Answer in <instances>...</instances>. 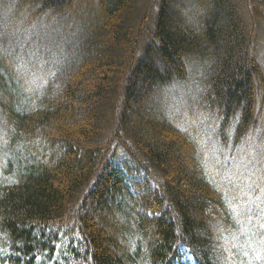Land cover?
I'll use <instances>...</instances> for the list:
<instances>
[{"label": "trees", "instance_id": "16d2710c", "mask_svg": "<svg viewBox=\"0 0 264 264\" xmlns=\"http://www.w3.org/2000/svg\"><path fill=\"white\" fill-rule=\"evenodd\" d=\"M16 2L54 33L0 56V264H264V0ZM193 71L213 140L227 148L231 126L236 148L258 147L238 179L259 211L153 108Z\"/></svg>", "mask_w": 264, "mask_h": 264}, {"label": "rangeland", "instance_id": "374dc122", "mask_svg": "<svg viewBox=\"0 0 264 264\" xmlns=\"http://www.w3.org/2000/svg\"><path fill=\"white\" fill-rule=\"evenodd\" d=\"M16 1L17 0H1L0 2V37H3V40L6 41V43L5 41H3L4 44L8 46L7 50L5 49L6 46H0V56L4 58H6V56L9 58L11 54H13L14 56V52H10L8 49L10 48V44L14 46H22L24 48L34 47V43L32 42L36 40V38L41 39L43 33L47 34V37L50 36L49 33H54V30L51 29L53 26H50V23H46V21L48 20L47 15H41V17H37L36 20L38 18L39 19L34 25L25 23L27 20V16L24 15V11H22L21 6L19 8H16V6H19ZM56 25L58 26L59 24L55 23V26ZM69 25L71 24H68L66 26ZM22 27L26 28L22 29ZM55 32L57 33L59 31L55 29ZM35 49H37V53H34V55L31 57V62H36L35 64L39 65L38 67L42 65L46 66V61L50 58V54L46 52L45 48ZM39 54H44L42 59L45 61L37 60L40 57ZM259 58L264 65V45L260 48ZM15 61L13 60L12 63H15ZM192 64L195 66V69L201 70L202 64H205V60L204 62L200 60L199 66L195 64V62H192ZM11 67L14 68V65H11ZM14 70L20 77L24 79L28 87L32 85L31 81L33 80V73L31 75L30 71H26L27 74L24 75V73H19L16 68H14ZM203 76L204 73L202 71H198V73L196 74L193 71L191 72L190 79L187 81L186 85H173L168 89L166 88L164 91L162 90L161 92H163V95L160 96L155 93L156 95H153L152 97V101L153 99L156 100L155 104L152 102V105L154 104L153 108H156V110L159 111L160 114L163 113L164 115L171 117L172 119H174V121L178 120L181 125L185 124V128L188 129V131H190L192 135L195 134L198 137V140L200 139L198 142L203 149L205 160H207L206 157H208L215 161V163H209L211 175L213 180L216 181L215 183L217 187L222 188V192H225V188L228 191H232V193L236 196L235 201L238 203V205L252 206L255 204L254 200L257 202V204H260L259 200L256 198V194L251 195L247 192L243 181H241V177L243 176V174L240 173V165L247 164L248 159L252 156H254L253 159L257 157L256 153H254L253 151L254 149H256L258 154V147L257 145L254 146L253 144L251 145V143H249L251 142V140L252 142H254V140L249 137V139H247L241 145L240 149L242 150L239 151V147H237V150L234 141L232 140L231 126H228L226 133L230 141L227 148H221L213 140L215 129L219 130V126L217 125L214 117L206 115L201 107L198 106L200 102V95L198 96L199 90L197 89L203 83ZM188 84L191 85V89L193 88L194 94L193 92L191 93V91L188 90ZM166 91H169V93H167ZM185 113H189L190 115H186ZM262 118H264V113L262 114ZM181 125L179 126L181 127ZM258 132H260L259 129ZM251 133H255V131L252 130ZM217 147H219L220 150H217ZM120 161L121 159L116 162L119 163ZM230 178L232 180L231 185ZM238 178H240L241 180ZM259 192L263 194L264 188L260 189ZM254 209L256 211H259L261 208L259 205H254ZM234 218L241 219V215H236V217L234 215ZM209 225L214 229V223L210 222ZM67 243L69 242L67 241ZM59 249H61V246H59ZM186 258L188 260H192V257L188 254Z\"/></svg>", "mask_w": 264, "mask_h": 264}, {"label": "bare ground", "instance_id": "6f19581e", "mask_svg": "<svg viewBox=\"0 0 264 264\" xmlns=\"http://www.w3.org/2000/svg\"><path fill=\"white\" fill-rule=\"evenodd\" d=\"M158 6V5H157ZM156 7V6H155ZM157 8V7H156ZM153 11V10H152ZM142 27V26H141ZM207 54V53H206ZM192 63V62H191ZM196 64V63H195ZM260 68V67H259ZM205 84V83H204ZM212 89V88H211ZM202 95V94H201ZM207 96V95H206ZM209 103V102H208ZM264 113V112H263ZM107 135V134H106ZM109 141V140H108ZM112 141V140H111ZM108 143V142H107ZM185 144V143H184ZM188 147V146H187ZM177 168V167H176ZM160 190V189H159ZM147 206V205H146ZM171 206V205H170ZM149 208V207H148ZM170 210V209H169ZM223 237V236H222ZM73 238V237H72ZM185 238V237H184ZM79 247V246H78ZM220 249V248H219ZM200 258V257H199Z\"/></svg>", "mask_w": 264, "mask_h": 264}]
</instances>
